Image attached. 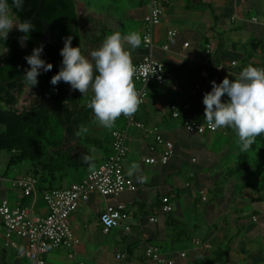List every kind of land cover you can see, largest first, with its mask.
Masks as SVG:
<instances>
[{
  "label": "crops",
  "instance_id": "obj_1",
  "mask_svg": "<svg viewBox=\"0 0 264 264\" xmlns=\"http://www.w3.org/2000/svg\"><path fill=\"white\" fill-rule=\"evenodd\" d=\"M114 1L113 5H102L97 0H76L82 24L88 18L97 20L96 35L101 33L98 27L106 26L99 46L88 44L83 55L90 59V53L113 33L119 32L123 37L136 32L141 38L140 46L133 49L126 41L123 45L130 52L132 61L137 62L145 54L142 36L146 2ZM12 15L17 17L13 12ZM253 16L258 17V22L252 21ZM124 19L133 21L136 30L125 27ZM170 29H176L178 33L168 40L167 31ZM226 35H230L228 42ZM8 36L20 41L24 34L13 28ZM221 36L225 47L217 54ZM166 41H169L168 49L163 48ZM243 41L251 43V52L242 47ZM155 42L154 55L165 64L171 76L165 85L150 84L149 98L139 106L136 118L147 127H158L166 139L173 141L175 154L165 165L146 161L147 157H159L161 149H152L154 135L131 127L130 149L124 168L126 175L137 185V191H125L119 196L91 195L70 217L73 232L81 240L75 249L76 257L69 258L71 249L59 247L47 255L46 264H162L146 257L145 251L150 245L159 246L163 256L174 257L177 264H225L223 255L226 256V264H264V134L256 138L249 151L237 155L234 168H224L222 162L224 155L228 154L227 145L238 138L235 131L229 127L203 135L191 133L180 120L170 117L167 107L169 102H187L190 112L197 111L205 117L203 99L209 89L203 87L196 94L191 93L194 83L201 78L202 70L235 79L246 66L264 62V0H171L165 5L161 24L155 28ZM185 42L189 45L185 46ZM207 45H210V51H207ZM225 50H238V55L227 57ZM7 57V48L0 44V64ZM232 61L237 64L231 65ZM133 83L135 89L139 87L138 83ZM22 93H25V99L29 96L37 99L38 96L29 86L20 93L16 92L15 96L18 98ZM228 99L227 95L222 97L223 102ZM123 124L122 115L107 136L95 131L83 134L109 139L107 150L93 151L99 164L111 153L112 130ZM2 129L0 125V131ZM75 142L72 140L67 145L74 146ZM241 153L246 155L247 160L243 159L247 163L246 168H238ZM7 154H0V199L6 197L11 203L33 205V197L13 185L14 179L31 173L32 165L27 163L16 177L10 176L7 170L10 154ZM133 162L138 163L142 174L148 177L146 182L140 183L135 175L128 174ZM92 168L68 169L62 181L64 187L81 180ZM211 169L218 171L211 175ZM191 171L194 172L191 180L197 189L205 191L207 201L196 193L190 199L181 196L180 188L186 186L185 181ZM209 191L216 194L214 200L210 198ZM163 195L171 197L174 209L170 213L160 210ZM118 202L126 204L130 213L127 224L131 228L126 230L121 226L104 233L99 215L107 204ZM34 209L42 215L47 213L41 196H38ZM192 210L196 213L194 219L188 218L187 212L192 213ZM253 214L259 216L257 222L252 220ZM152 215H156L158 220L150 221ZM16 241L17 247L7 243L0 217V264H32L27 240L16 238ZM207 243L211 247H206ZM182 252L186 254L184 257L180 255ZM118 255L121 256L118 258Z\"/></svg>",
  "mask_w": 264,
  "mask_h": 264
},
{
  "label": "built area",
  "instance_id": "obj_2",
  "mask_svg": "<svg viewBox=\"0 0 264 264\" xmlns=\"http://www.w3.org/2000/svg\"><path fill=\"white\" fill-rule=\"evenodd\" d=\"M145 1L147 12L144 16L142 43L145 54L142 59L133 62L136 69V76L133 82L139 84L136 90L139 93L141 103L145 104L149 98V86L151 83L165 85L169 82L170 72L165 64L155 57L156 48L155 28L161 24L162 16L165 11V5L171 0H139ZM234 18V17H233ZM258 17L253 16L252 21L258 22ZM178 31L170 29L167 31V39L176 36ZM185 46L189 42L184 43ZM163 48H169V41L163 44ZM210 45H207V51H210ZM236 61H232L231 65H236ZM200 79L196 81L191 90L192 94L206 87L212 90V81L221 83L225 77L219 73H210L206 70L200 72ZM230 80H234L231 76H226ZM189 103L169 102L167 107L172 119L182 122L183 127L196 134H206L215 132L208 127L199 112L189 111ZM124 124L119 128H114L111 132V153L97 167L90 169L86 175L79 181L72 182L64 188H54L39 192L37 189V178L32 174H26L13 180V185L23 190L26 195L33 197V205H25L21 203H11L6 197L0 199V217L3 229V235L7 243L12 247H17L16 238L26 239L28 243V255L32 264H46L47 255L56 248L66 247L71 249L68 257L73 259L76 257L75 249L81 240L75 235L70 225V217L82 203L89 200L91 195L100 194L102 196H119L125 191H137L138 187L125 173V158L129 153V130L131 127L144 130L146 133L154 135L155 145L152 149L160 148L159 157H147L146 161L150 163L167 164L175 154V145L173 141L166 139L160 132L158 127H147L136 118L124 117ZM193 161L196 159L193 158ZM194 172L191 171L188 178H193ZM190 186V181L186 183ZM38 196H41L47 206V213L42 215L35 211L34 204ZM201 199L207 201L208 198L201 191ZM174 209L171 197L163 195L161 197L160 210L170 213ZM252 220L257 222L259 216L253 214ZM130 213L127 206L123 202L115 204H107L105 209L99 215V222L104 233H109L117 227L124 226L126 230H130L131 226L127 224ZM149 220L155 222L158 220L156 215L149 217ZM206 247H211L207 243ZM148 259L162 264H177L174 257H164L159 246L150 245L145 251ZM182 257L186 254L180 253ZM121 255H118L119 258ZM80 264H85L80 262Z\"/></svg>",
  "mask_w": 264,
  "mask_h": 264
},
{
  "label": "trees",
  "instance_id": "obj_3",
  "mask_svg": "<svg viewBox=\"0 0 264 264\" xmlns=\"http://www.w3.org/2000/svg\"><path fill=\"white\" fill-rule=\"evenodd\" d=\"M40 2L41 0H24L22 10L14 7L12 9L20 22L30 20L34 28L28 33L26 46L23 47L18 38L8 36L6 41L0 39V44L8 50V57L0 64V99L5 104L15 103V92L20 93L27 86L23 76L30 66L25 57L31 55L34 48L43 46L41 59L51 63L53 68L48 72L41 70L37 78L39 83L32 88V92L38 96L30 109L19 112L0 105V125L3 126L0 131V151L10 154L7 170L23 163L32 165L30 174L37 178V189L41 193L49 189L64 188L62 181L68 169L95 168L99 159L94 156L93 151L107 150L109 139L91 135L76 136L80 125H95L92 122L94 113L87 107L92 99V92L89 101L81 103L80 92L72 91L70 84L63 81L55 86L51 84V78L62 67L63 57L60 52L65 38L72 36V46L81 47L83 54L88 44L99 46L106 26L98 27L101 33L96 35L99 22L88 18L82 24L76 9V0H45L38 16L51 24L52 42L40 44L43 25L34 18ZM8 3L11 5L12 0H8ZM224 47L221 36L217 54ZM253 66L264 68V62ZM59 127L63 129L62 133H59ZM72 140H76L75 145L68 146L67 143ZM87 154L91 157V164L83 161V156ZM243 159L247 160L246 155L241 153L238 168L247 167Z\"/></svg>",
  "mask_w": 264,
  "mask_h": 264
},
{
  "label": "clouds",
  "instance_id": "obj_4",
  "mask_svg": "<svg viewBox=\"0 0 264 264\" xmlns=\"http://www.w3.org/2000/svg\"><path fill=\"white\" fill-rule=\"evenodd\" d=\"M24 0H0V39L7 40L13 28L25 33L20 37L21 46H26L34 26L30 20L19 22L12 15L13 7L22 10ZM72 36L65 38L60 54L63 57L60 71L51 78L53 86L61 81L71 85L72 91H79L86 96L91 89L93 96L87 107L94 113L93 123L106 129L114 127L115 122L123 115L131 118L138 111L141 103L139 93L133 80L136 69L130 52L124 48L123 41L133 49L141 44L138 33L131 32L127 36L116 32L106 37L102 45L90 53V59L81 52V47L72 46ZM43 46L33 49L31 55L25 57L29 69L25 70L24 83L37 86L41 70L48 72L53 68L51 63L41 59ZM227 95V102L222 97ZM205 122L212 130L232 128L238 136L237 144L241 152H247L256 142V138L264 134V68L251 64L246 66L234 80L225 77L221 83L212 81V90L205 93ZM85 125H80L76 136L87 134ZM86 164H91V157L83 156ZM128 174L135 175L138 182H146L148 177L142 174L138 163L133 162Z\"/></svg>",
  "mask_w": 264,
  "mask_h": 264
},
{
  "label": "rangeland",
  "instance_id": "obj_5",
  "mask_svg": "<svg viewBox=\"0 0 264 264\" xmlns=\"http://www.w3.org/2000/svg\"><path fill=\"white\" fill-rule=\"evenodd\" d=\"M98 3H101L102 5H107V4H111L113 5L115 3L114 0H97ZM120 1L117 3L119 4ZM123 23H125V27H127L128 29L130 30H136V27H135V24L133 21L131 20H127V19H124L123 20ZM123 26V25H122ZM87 28V27H85ZM228 36V37H227ZM230 35H226L225 36V39H227V42L229 40V37ZM228 44V43H227ZM243 46L244 48H246V50H248L249 52L252 51V48H251V43L249 42H244L243 41ZM225 55L227 57H233V56H237L238 55V50H236V52H233V51H227L225 50ZM238 59H239V56H238ZM91 89H89V92L86 96H82V94L80 93V102L81 103H87L89 101V98H90V95H91ZM16 93V92H15ZM25 96V93H22L21 95L18 96V98H16V102L15 103H3L2 100L0 99V105L5 107V109H16L18 110L19 112H22L24 110H27V109H30L31 106H32V103L34 102L35 98L32 97V96H29L27 99L23 98ZM29 99V100H28ZM115 126V125H114ZM89 131L88 132H93L95 131L97 134L101 135V136H106L109 134L110 130L111 129H106L102 126H99L98 124H95V125H90V126H87ZM62 128L59 127V133H62ZM204 140H207V138L205 137ZM237 140L238 138L236 139H232L229 144L227 145L228 146V154H225L224 155V158H223V162H222V165L224 166V168H230V167H235L236 165V161H238L237 159V155L241 152L240 151V146L237 144ZM258 144L260 146V141H258ZM197 152V151H196ZM196 152L194 153V155H196ZM8 152L7 151H0V154L2 155H8L7 154ZM190 156L189 155V159H190ZM1 162V161H0ZM4 164V163H3ZM27 164V163H23L19 166H15L13 167L12 169H10L8 172H9V175L10 176H17L19 173H21V171H23L24 169V165ZM199 165H200V161H199ZM218 170H214V169H211L209 172L211 175H214ZM73 172L70 173V175L72 174ZM192 179V178H191ZM190 178H188L185 182H189L190 181V186H183L182 188H180V194L181 196L184 198H186V196L189 197V199L192 197L191 195L192 194H198L199 197H201V191L203 190H199L196 188V183L194 182V180H191ZM204 194H205V191H203ZM216 194L215 193H212L211 191H209V196L210 198H212L213 200L216 198L215 196ZM184 202H186V200H184ZM194 211L192 210V213L190 212H187L188 213V218L189 217H195L196 213H193ZM202 216V215H201ZM202 220V217L201 219ZM203 222V221H202ZM222 261L225 262L226 264V256H222Z\"/></svg>",
  "mask_w": 264,
  "mask_h": 264
},
{
  "label": "water",
  "instance_id": "obj_6",
  "mask_svg": "<svg viewBox=\"0 0 264 264\" xmlns=\"http://www.w3.org/2000/svg\"><path fill=\"white\" fill-rule=\"evenodd\" d=\"M44 2H45V0H41V2L39 4V7L36 9V11L34 13L35 20L37 22H40L43 25V36H42L40 44L42 42H52V39H51V35H52L51 24L49 22L45 21V20L40 19L39 16H38V13L42 9ZM66 97H68V94H66Z\"/></svg>",
  "mask_w": 264,
  "mask_h": 264
}]
</instances>
